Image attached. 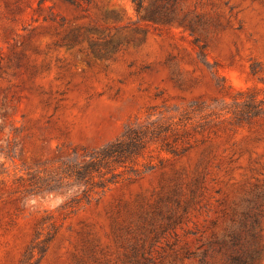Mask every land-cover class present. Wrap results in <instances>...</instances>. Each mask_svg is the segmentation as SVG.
<instances>
[{
  "label": "rangeland",
  "instance_id": "rangeland-1",
  "mask_svg": "<svg viewBox=\"0 0 264 264\" xmlns=\"http://www.w3.org/2000/svg\"><path fill=\"white\" fill-rule=\"evenodd\" d=\"M136 1L0 0V264H264V0Z\"/></svg>",
  "mask_w": 264,
  "mask_h": 264
},
{
  "label": "trees",
  "instance_id": "trees-1",
  "mask_svg": "<svg viewBox=\"0 0 264 264\" xmlns=\"http://www.w3.org/2000/svg\"><path fill=\"white\" fill-rule=\"evenodd\" d=\"M72 4L78 5V0H66ZM137 9L142 7L141 1H136ZM154 13L146 16L149 18ZM78 41V36L74 35L67 41V44H73ZM112 50H115L120 42H110ZM101 54V56L105 55ZM149 133H153L143 126H129L125 132L109 142L105 146L94 149L82 155V158L76 162L68 163L62 170V175L75 179L77 183H85L90 185L99 184L106 186L109 182H114L117 176L125 171L137 172L138 157L143 155L147 148V143L152 140ZM120 167L124 169L117 171ZM110 174V175H108ZM235 259V257H233ZM201 264H207L205 258Z\"/></svg>",
  "mask_w": 264,
  "mask_h": 264
}]
</instances>
